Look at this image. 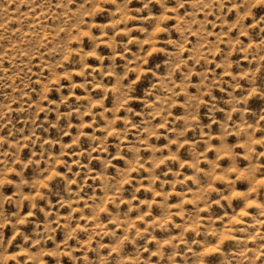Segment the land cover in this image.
I'll return each instance as SVG.
<instances>
[{
    "label": "rangeland",
    "instance_id": "obj_1",
    "mask_svg": "<svg viewBox=\"0 0 264 264\" xmlns=\"http://www.w3.org/2000/svg\"><path fill=\"white\" fill-rule=\"evenodd\" d=\"M0 264H264V0H0Z\"/></svg>",
    "mask_w": 264,
    "mask_h": 264
}]
</instances>
